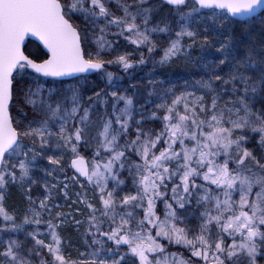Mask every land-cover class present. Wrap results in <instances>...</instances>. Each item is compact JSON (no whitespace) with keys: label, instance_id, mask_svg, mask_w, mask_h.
<instances>
[{"label":"snow or ice","instance_id":"snow-or-ice-1","mask_svg":"<svg viewBox=\"0 0 264 264\" xmlns=\"http://www.w3.org/2000/svg\"><path fill=\"white\" fill-rule=\"evenodd\" d=\"M113 3L120 14L112 10ZM164 7L167 13L161 15L158 9ZM258 13L264 14V0H0V233L8 236L0 264H33L34 257H40L39 264H264V156L244 146L247 131L264 146V108L253 111L251 105L258 93L264 94V31L259 52L252 29L241 33L238 43L247 51L240 58L230 28L247 23L235 18L254 19ZM193 21L205 25L202 39L191 27ZM176 24L179 30L163 48L161 65L202 60L193 57L192 49L213 48L210 29L226 30L220 33L225 40L215 41L216 53L218 64L230 70L222 74L223 69H212L197 84L210 93L216 92L214 82L231 85L237 97L231 106L219 108L218 95L208 106L203 96L190 101L194 93L182 92L151 113L153 120L163 122L159 132L140 128L141 116L134 138H129L134 95L108 91V86L93 88L83 106L74 84L56 87L65 78L87 82L86 74L96 73L118 88L107 67L118 65L127 72L135 66L130 53L116 51L119 38L136 49L146 48L151 56L158 47L153 34L168 35ZM109 34L115 39L109 40ZM184 38L191 43L182 44ZM136 63H145L143 52ZM66 92H71L70 109L64 106ZM100 103L105 113L93 125L90 111ZM18 105L30 107L31 118ZM93 128L95 136L90 135ZM82 148H93L91 156L83 155ZM38 158L47 161L41 169L44 177L59 172L64 179L53 176L56 183H49L41 178L46 195L37 208L31 192L39 182L33 171ZM125 170L132 184L127 191V180L121 179ZM70 183L92 190L91 200L84 191L73 201L88 210L85 237L91 240L89 247H98L79 256L90 258L65 254L58 229L71 214L51 217L53 193L62 191L67 199ZM9 185L26 193L27 208L19 222L5 205ZM193 200L198 224L189 228L186 214ZM158 203L164 204L162 217ZM73 221L79 231L84 221ZM42 223L46 232L39 230ZM19 233L24 240L13 238ZM163 241L186 249L189 256L168 252ZM45 251L48 258L42 256Z\"/></svg>","mask_w":264,"mask_h":264},{"label":"rangeland","instance_id":"rangeland-1","mask_svg":"<svg viewBox=\"0 0 264 264\" xmlns=\"http://www.w3.org/2000/svg\"><path fill=\"white\" fill-rule=\"evenodd\" d=\"M131 2V0H129ZM151 3L154 4H160V0H150ZM112 10L116 11L117 14H120L117 10L116 4L113 3ZM161 15L166 14L167 10L164 8L158 9ZM158 19V17H156ZM176 21H179V23H183V21L179 20V17H174ZM260 25V26H259ZM256 25V27L259 26L262 27V24ZM151 26V25H150ZM204 24H197L195 21L192 22L191 27L194 30H199L201 32V37L199 39L203 38V28ZM230 28L233 30L234 38H233V44L239 47V57L243 58L245 52L247 51V47L245 45H239L238 40L243 38L241 37V33L244 32L246 29L253 28L252 23L249 22L244 29L240 28L237 24L230 25ZM179 30L178 24L174 26V30L172 33L166 35L169 39H175V31ZM112 31H116L115 29H112ZM221 32H226L224 29H218L216 32H212L210 29V38L213 39V43L215 46L210 49L201 50L199 46H195L192 49V55L193 57H199L202 56V60H197L194 62H188L184 59L174 60L172 63L161 65L159 63V60L155 61V65L150 70H145L142 72V76L148 77L146 80V83L150 85V88H147L146 95H145V102L147 103H153L160 104L164 101H170L174 95H179L180 93H194L193 97H190L191 100H195V97H204V103L208 106H211V101L213 95H218V107L223 108L225 105L231 106V102L236 100L237 97L232 93L231 85L223 86L220 85L219 82H214V87H216L215 93H210L206 89H202L197 84V81L199 80H207L209 76L211 75V70L216 69L219 71L220 69H223L222 74H227L230 70L229 67H224L223 65L218 64L217 56L218 53H216V48L219 47V43H216V39H218L220 42H223L225 40V35H221ZM154 35V34H153ZM109 40L115 39L111 34L107 37ZM122 38V37H120ZM119 38V39H120ZM153 39V36H152ZM182 44L187 45L188 43H191L190 40L187 38H184L181 41ZM261 41L256 40L255 48L256 51L259 52ZM94 47V46H93ZM222 58V57H221ZM258 58V57H257ZM207 65V67H205ZM117 65H112L107 67V71L112 72L113 68H115ZM176 68V69H174ZM180 72V73H179ZM178 73V74H175ZM250 75H253V73H249ZM103 79L107 80V77H102ZM114 80V78H113ZM219 85V86H218ZM53 85H49L46 87H52ZM68 86V85H67ZM67 86L64 87V89L67 88ZM57 87V86H56ZM227 88V90H225ZM45 96H47V93H44ZM65 95L68 97V99L64 102V106L70 109L72 107L71 104V92H66ZM110 99V98H109ZM111 102V100H110ZM87 102L83 101L82 99V105L87 106ZM123 102H120L119 107H123ZM156 106V105H155ZM15 114V113H14ZM91 114L96 113L94 111H90ZM79 115H82V111L77 115L75 118L77 121L79 120ZM30 116V115H29ZM31 118V116H30ZM107 118V117H106ZM39 119V117H37ZM91 121V117H90ZM93 121V120H92ZM72 120H69L68 127H72ZM97 125L99 123H96ZM163 128V126H162ZM248 140L244 144L250 145L249 150L255 149L257 156H264V146H260L256 143V141L259 139L258 136L254 138V134L251 131H247ZM91 136L96 135V130L90 134ZM94 143V141H93ZM93 151V148H92ZM85 155L84 153H82ZM86 156V155H85ZM87 157V156H86ZM90 157V156H89ZM47 164L46 160L39 159L36 162V167L33 169L34 171V178H36L39 182L36 185L32 186V192L31 195L33 199L37 200V208H38V200L42 199L46 193L43 189V180L42 177L46 179L49 183H56V179L63 180L64 176L63 174L56 172L53 173V176L56 177V179H53V176L44 177L43 171L41 169ZM248 166L251 167L250 162H248ZM253 166V165H252ZM69 174H71V170H69ZM82 179V178H81ZM131 182V177H130ZM132 188L131 186L125 185V191ZM84 191H87L88 198L92 199V190L89 188L87 184H85V189H81L78 184H71L69 185L68 189V198L65 199L62 191H55L53 193L52 199L49 201V206L52 208L51 217H56L58 212H62L64 214H71L68 216V220L58 229V232L60 233L63 241H64V251L66 255H70L72 259H84V258H90L88 256L80 257L79 253H90L98 246H92L89 247L91 244L90 238L85 237V230L87 228V216H88V210L84 207L83 204L80 203H73V201H77L78 197L76 196L77 192H81L83 194ZM70 192L73 193V195H70ZM170 195V193H169ZM96 204L97 207H99V204L96 203L95 200L92 201ZM5 205L8 208L9 212H15L18 216V222L19 217L22 216L23 210L27 208V200H26V193L20 189L17 185H9V188L7 190ZM58 205V207H56ZM202 210V209H201ZM164 211V204L158 203L157 204V212L161 217L163 216ZM188 216V219L185 222V225L189 228H195L198 224V215L199 212L197 211V206L195 204V200H193L192 208L189 210V213L186 214ZM43 218L45 220L49 219V214L47 212L43 213ZM73 218L76 220H82L84 223H82L79 227V231L76 230V227L74 226ZM54 223H58V220H53ZM3 221L0 219V226H2ZM182 225V226H185ZM35 226H31L33 228ZM106 227V225H105ZM41 232H46V224H41L40 229ZM0 250H2L3 243L8 239V236L4 235L3 233H0ZM13 238H18L20 240L25 239L24 233L19 234H13ZM46 240H50V237L45 235L43 237ZM163 243L166 244L168 252L171 253H180L182 251L185 258L189 256V253L186 249L175 246V245H167V241H163ZM31 246V244H30ZM42 256L44 258H48L46 256V251L42 253ZM33 264H39L40 257H34Z\"/></svg>","mask_w":264,"mask_h":264},{"label":"trees","instance_id":"trees-1","mask_svg":"<svg viewBox=\"0 0 264 264\" xmlns=\"http://www.w3.org/2000/svg\"><path fill=\"white\" fill-rule=\"evenodd\" d=\"M164 9L167 10L166 7H164ZM246 21L247 23L241 22V23H236V24L240 28L244 29V27L249 22H251L253 28L255 27L252 30L255 36V40H259L261 32L264 31V14H260L257 18L246 20ZM259 24H262V27L259 28L260 26ZM256 25H259V26L256 27ZM153 40L157 42L158 47L156 49V52L152 54L151 56H149L146 48L136 49L134 45L127 43L126 41H124L123 38L119 39V46L116 48V51L120 53H123V52L130 53L135 66L134 68L129 69L127 72H125L118 65L115 66V68H113L112 73H113V78H114V84L118 85V88H113L112 86H109L108 81L103 79L98 74H93V75L88 76L87 82L70 80V81H66L63 86L61 85H56V86L60 88L61 90H63L64 87L67 86L68 84H74L80 90V94L83 98V101L85 102H87L89 96L93 95L91 89L95 88L96 90H100V89H104L106 86H108V91L118 90L122 94L134 95V103H135V108L133 109L134 119L132 121V129L130 131L129 138H134V131H135V128L137 127L136 121L141 120V116H143V120L139 125L140 128L144 129L145 131L153 130L154 132H159L163 126L162 120L160 119L153 120L151 118V113L154 110H156L155 105H158V104L154 105L153 103H150V102L146 104L144 97L146 95L147 88H150V85L146 83V80L148 79V77L142 76V72L145 70H150L155 65V61L160 60V56L162 55L163 48L168 46L169 38H167L166 35L157 33L153 35ZM142 52L144 53V56H145V63L138 64L136 62L140 59V55ZM175 74H178V73H175ZM125 90H127V92H125ZM136 101H138V103H136ZM110 104L111 102L107 106V110L109 112L111 111ZM140 105H143L144 107L141 108ZM251 105H252L253 111H259L262 108H264V94L258 93L255 99L251 101ZM17 107H24V110L27 111L30 116H32V110L30 107H25L23 105H18ZM95 108L96 110H94V112L96 113V115L91 114L90 116L91 123L93 125H97L96 123H99L100 118L104 116V113H105V105L103 103L95 105ZM158 114L162 116L163 113L161 111ZM94 130L95 128H93V130L91 131V134ZM121 143H123V139L121 140ZM245 147L249 148L250 145H246ZM251 151H253L256 154L255 149H251ZM81 153H84L87 157H89L92 154V148H88L87 150L82 148ZM250 165L251 167H253L251 162H250ZM121 179H126L127 180L126 186H131V182L129 180L130 177L128 176V173L126 170L121 175ZM70 195H73V193L70 192ZM180 253H182V251H180Z\"/></svg>","mask_w":264,"mask_h":264},{"label":"water","instance_id":"water-1","mask_svg":"<svg viewBox=\"0 0 264 264\" xmlns=\"http://www.w3.org/2000/svg\"><path fill=\"white\" fill-rule=\"evenodd\" d=\"M161 1V0H160ZM260 15V13L256 14L255 18L258 17ZM237 21H243V20H248L249 18L247 17H244V18H241V17H237L235 18ZM92 74H96V73H91V74H86L87 76H90ZM70 80H73V78H65V81H70Z\"/></svg>","mask_w":264,"mask_h":264},{"label":"flooded vegetation","instance_id":"flooded-vegetation-1","mask_svg":"<svg viewBox=\"0 0 264 264\" xmlns=\"http://www.w3.org/2000/svg\"><path fill=\"white\" fill-rule=\"evenodd\" d=\"M15 115V114H14Z\"/></svg>","mask_w":264,"mask_h":264}]
</instances>
